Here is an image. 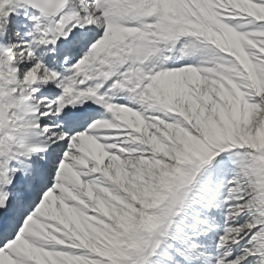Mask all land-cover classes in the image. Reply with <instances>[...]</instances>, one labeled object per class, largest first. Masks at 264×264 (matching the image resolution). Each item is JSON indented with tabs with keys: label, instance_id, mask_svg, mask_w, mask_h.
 Instances as JSON below:
<instances>
[{
	"label": "snow or ice",
	"instance_id": "6c2138e0",
	"mask_svg": "<svg viewBox=\"0 0 264 264\" xmlns=\"http://www.w3.org/2000/svg\"><path fill=\"white\" fill-rule=\"evenodd\" d=\"M0 264H264V0H0Z\"/></svg>",
	"mask_w": 264,
	"mask_h": 264
}]
</instances>
